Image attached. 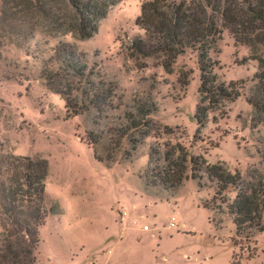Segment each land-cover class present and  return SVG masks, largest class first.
Listing matches in <instances>:
<instances>
[{
  "label": "rangeland",
  "instance_id": "1",
  "mask_svg": "<svg viewBox=\"0 0 264 264\" xmlns=\"http://www.w3.org/2000/svg\"><path fill=\"white\" fill-rule=\"evenodd\" d=\"M145 1L118 0L92 37L77 39L64 24L72 14L66 0H0V159L45 160L46 206L58 208L38 228L36 264H201L206 253L212 264H264V231L236 234L227 205L240 187L264 177V94L256 78L263 71L264 23L221 27L208 55L217 78L237 81L240 93L198 128L197 53L186 49L170 72L157 57L132 55V41L143 35L135 21ZM59 41L73 45L81 65L76 74L56 59ZM44 74L54 88L69 87L72 100L77 94L71 104L78 106L68 109ZM88 86L112 88L99 95L103 111L82 94ZM254 97L263 101L259 109L248 101ZM175 144L176 155L201 156L238 174V185L215 194L204 171L200 180L190 177L189 162L181 185L162 182L164 155ZM164 201H177L185 221L198 227L205 224L201 202L217 231L205 227L159 241L176 230L166 227L175 210ZM145 223L151 230L133 237L118 238L110 228Z\"/></svg>",
  "mask_w": 264,
  "mask_h": 264
},
{
  "label": "trees",
  "instance_id": "2",
  "mask_svg": "<svg viewBox=\"0 0 264 264\" xmlns=\"http://www.w3.org/2000/svg\"><path fill=\"white\" fill-rule=\"evenodd\" d=\"M117 1L66 0L72 9L68 21L64 22L66 31L77 39L92 37L97 32L100 19L106 16L108 9ZM254 21L264 23V0H148L142 3L140 15L135 21L143 30V35L132 41L130 50L133 56L159 58L160 65L166 72L171 71L177 56L183 54L186 49L197 53L200 83L193 117L200 128L205 125L210 112L222 111L223 103L237 98L240 93L237 81L224 82L217 78L208 50L212 43L216 42L224 25L232 28ZM235 37L237 40L236 34ZM260 39L264 44V32ZM58 44L55 49L56 59L64 62L71 74H76L81 65L74 58L73 45L62 41ZM259 61L263 71L256 78L264 94V58ZM44 77L47 86L61 95L68 109L78 106L74 102L75 106L71 104L77 100L78 95L74 94L72 100L69 87L67 91L54 88L48 75L44 74ZM179 81L183 86L188 85V73L180 72ZM111 92V87L94 90L92 86H88L82 94L99 112L103 111L102 105H105L99 95ZM99 101H102V104ZM248 101L258 109L263 105V101L255 97ZM144 111L140 109V113ZM130 119L131 126L137 127L134 119ZM172 147L173 150L164 155L168 169L159 174L160 177L163 176L162 182L170 183L171 187L181 185L182 181L188 178L185 171L189 162L190 177L200 180L204 171L207 179L214 184L215 194H221L229 186L238 185V174H232L226 167L209 164L201 156L176 155L177 151H180L179 145ZM94 156L103 161L95 151ZM47 175V163L43 159L15 155L0 159V264H36L38 228L50 212L58 210L54 204L46 206ZM227 205L234 216L236 234L248 228L263 232L264 177L249 188L240 187L233 203Z\"/></svg>",
  "mask_w": 264,
  "mask_h": 264
},
{
  "label": "crops",
  "instance_id": "3",
  "mask_svg": "<svg viewBox=\"0 0 264 264\" xmlns=\"http://www.w3.org/2000/svg\"><path fill=\"white\" fill-rule=\"evenodd\" d=\"M160 204H166L167 206H169L170 208H174L175 212L173 214H171V216L175 217V225L172 227L168 226V223L166 225L167 228L169 229H176L175 232H173L172 235L169 236H164V237H160L159 241H163L166 238L172 239L173 237H177L179 235H183V234H191L194 230H202L203 228L207 227L209 230L214 228L215 231H217L216 226L214 224V222L212 221L211 217H210V210L206 207L203 206V204L200 202L199 206H197V209L202 208L204 215H205V224H202L201 227H198V225L196 224H189L188 222L185 221V219L181 216L182 210L179 206V204H177L176 202L173 201H164V203ZM198 204V203H197ZM126 215V213H125ZM125 215L123 216V218L121 219V224H123L125 222ZM120 216V215H119ZM170 216V217H171ZM170 221V220H169ZM168 221V222H169ZM147 224L148 225V229L145 230L143 228V225ZM142 225H138V226H129V227H124L120 229H116L114 227H110L111 231L114 232L115 234H117L118 238H122L124 236H129V237H133L135 234L140 233V232H149L151 230V226L148 223H145ZM156 226L154 225L153 228H155ZM152 235H154L153 233H151ZM221 239H217V241H220ZM221 242H224L221 240ZM230 259V256H229ZM213 263V258L209 253H206L203 255L202 257V263L201 264H212Z\"/></svg>",
  "mask_w": 264,
  "mask_h": 264
},
{
  "label": "built area",
  "instance_id": "4",
  "mask_svg": "<svg viewBox=\"0 0 264 264\" xmlns=\"http://www.w3.org/2000/svg\"><path fill=\"white\" fill-rule=\"evenodd\" d=\"M125 211L124 210H122L121 211V215H120V218L122 219L123 218V216L125 215ZM175 225V217L174 216H171L170 217V221L168 222V226L169 227H172V226H174ZM143 228L145 229V230H147L148 229V225L147 224H145V225H143Z\"/></svg>",
  "mask_w": 264,
  "mask_h": 264
}]
</instances>
